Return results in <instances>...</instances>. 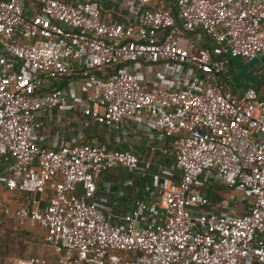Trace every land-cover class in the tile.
<instances>
[{
    "label": "built area",
    "instance_id": "built-area-1",
    "mask_svg": "<svg viewBox=\"0 0 264 264\" xmlns=\"http://www.w3.org/2000/svg\"><path fill=\"white\" fill-rule=\"evenodd\" d=\"M127 14L104 20L99 0H0L1 180L22 193L2 211L38 226L56 255L12 264H264V96L219 82L239 58L261 61L264 84V0H131ZM75 82L80 124L103 140L39 145L41 115L65 110ZM129 122L157 131L149 150L175 174L114 217L97 182L112 167L143 170L142 151L107 143ZM221 186L240 207L206 192Z\"/></svg>",
    "mask_w": 264,
    "mask_h": 264
},
{
    "label": "crops",
    "instance_id": "crops-1",
    "mask_svg": "<svg viewBox=\"0 0 264 264\" xmlns=\"http://www.w3.org/2000/svg\"><path fill=\"white\" fill-rule=\"evenodd\" d=\"M130 1L99 0L100 17L107 21L125 20L128 16L127 7ZM152 1L158 5H172L174 2V0ZM260 63L261 61L250 63L242 61L239 58H232L229 61L228 72L219 79L221 86L237 93L245 86L251 85L256 88L260 95L264 96V84L259 74ZM61 82L62 80H50L45 85V89H57L62 86ZM81 85L79 82H75V87L69 92L68 105L65 110L54 109L50 118L41 115L42 126L35 132V141L39 145L54 146L59 142L61 136L69 141L70 136L75 135L77 132H82L86 141L103 140L102 127L95 123H91L87 127H83L80 124L77 95L80 93ZM88 88L89 84L85 82V92ZM80 94L83 95L84 92ZM107 143L109 146L130 145L134 147V150L144 153L143 170L140 174L137 175L125 167L116 166L103 171L98 179L96 189V194L99 197L98 205L103 211H111L114 217L124 210L125 201H129L134 197L154 198V195L151 193L154 185L163 184L170 174H175L171 168V159L168 156L159 155L156 151L149 150L150 145L161 143L155 129L140 127L135 122H129L124 126L123 131L112 129ZM151 167L152 170H149ZM118 168L119 171L117 170ZM1 169L2 164L0 163V200L3 201L2 203L9 204L12 202V199L3 187ZM123 169L132 172L133 177L130 178L123 172L120 173ZM144 170L151 172L149 175H146L148 172L144 173ZM127 180L130 183L126 185L125 182ZM111 198L119 199V205L114 207L109 206L106 201ZM218 201L230 206L228 208L229 211L241 206L240 201L224 199L222 196Z\"/></svg>",
    "mask_w": 264,
    "mask_h": 264
},
{
    "label": "rangeland",
    "instance_id": "rangeland-1",
    "mask_svg": "<svg viewBox=\"0 0 264 264\" xmlns=\"http://www.w3.org/2000/svg\"><path fill=\"white\" fill-rule=\"evenodd\" d=\"M119 171V168L117 169ZM121 170V168H120ZM152 170V167L149 169ZM156 170V169H155ZM153 170V172H155ZM124 173L126 176H129L130 178L133 177L132 172H128V170H122L120 173ZM144 173H147L148 171H143ZM151 171H149L146 175H149ZM156 173V172H155ZM145 176V175H144ZM214 193V194H213ZM238 192L236 190H232L231 188L221 186V187H214V191L211 192V198L215 201H218L220 197L222 196L224 199L233 200V196L237 195ZM2 200H0V222L3 220L1 216V205ZM8 223V222H7ZM12 227L14 229L18 230H24L29 232V239H22L20 242L16 241V249L15 251L10 252L9 254H5L3 256H0V263L1 264H12V259L15 257H28L30 255H37L40 257H43L44 259H50L48 255H50L51 250L49 246L43 241H33L32 238L37 237L38 239L42 237V231L38 226L33 227H18L15 228L13 225ZM1 234V230H0ZM52 260V259H51ZM53 262V260H52Z\"/></svg>",
    "mask_w": 264,
    "mask_h": 264
},
{
    "label": "trees",
    "instance_id": "trees-1",
    "mask_svg": "<svg viewBox=\"0 0 264 264\" xmlns=\"http://www.w3.org/2000/svg\"><path fill=\"white\" fill-rule=\"evenodd\" d=\"M162 6H164V5H162ZM170 10L172 11L173 8H171ZM109 69L110 70H115L116 67H111ZM66 80H67V78L64 77L62 79L61 84L63 85L66 82ZM116 147H118V148H125V149L131 150V151H135L134 150V147L133 146H130V145H127V146L118 145ZM212 191H214V187H206V192L208 194H211ZM21 195H22L21 192H16L15 191L11 195L12 202H14L16 199H18ZM4 205H5V203H2V205H1V216H2L3 220H1V222H0V230H1V234H0V256H3L5 254H9L10 252L15 251V249H16L15 247H16V244H17L16 241L20 242V240H22V239H29V237H30L29 236L30 235L29 232L24 231V230L14 229L12 227V225L15 228H18L19 226L16 225V222H15V220H14L13 217L6 216L3 213L2 210H3V206ZM20 228H22V227H20ZM32 240L33 241L43 240L45 242V240L43 239V233H42V237H40L39 239L37 237H34V238H32ZM48 256H50V257H48V258H50V260L51 259L53 261L56 260V255L52 251H51L50 255H48Z\"/></svg>",
    "mask_w": 264,
    "mask_h": 264
}]
</instances>
